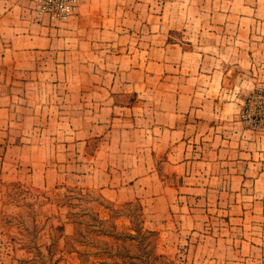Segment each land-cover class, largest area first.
Listing matches in <instances>:
<instances>
[{
  "label": "rangeland",
  "instance_id": "1",
  "mask_svg": "<svg viewBox=\"0 0 264 264\" xmlns=\"http://www.w3.org/2000/svg\"><path fill=\"white\" fill-rule=\"evenodd\" d=\"M95 2L80 20L77 14L52 24L21 0L20 39L29 37V23H38L34 34L51 39V52L39 53L36 64L0 57V87L19 90L0 100L9 109L0 112V264H264V65L255 66L261 74L254 85L229 87L235 116L226 125L213 121L217 132L199 128L210 143L182 142L174 169L171 145L127 142L139 120L121 116H129L131 104L139 115L144 101L164 109L165 92L176 98L194 73L215 69L231 80L254 67L168 61L161 72L151 58L155 47L177 42L189 50L196 36L186 20L192 16L176 17L187 25L173 28L170 13L189 11L194 2ZM240 4L211 2L224 12ZM245 4L264 9V0ZM214 18L237 23L236 16ZM1 33V39L12 35ZM208 34L211 44L221 33ZM183 112L181 120L188 118ZM191 127L184 132L197 130ZM221 132L225 143H215L213 134ZM140 147L144 166L134 159ZM145 172L154 178L141 180ZM129 200L141 203L139 233Z\"/></svg>",
  "mask_w": 264,
  "mask_h": 264
},
{
  "label": "crops",
  "instance_id": "2",
  "mask_svg": "<svg viewBox=\"0 0 264 264\" xmlns=\"http://www.w3.org/2000/svg\"><path fill=\"white\" fill-rule=\"evenodd\" d=\"M191 1L194 3L191 5L189 11L185 12L184 10L182 11L179 9V11H175L174 9L170 14H172L175 21L173 28H179L180 26L184 27L187 25L185 24L187 23L185 21L189 20V30L192 35L196 34L195 39L191 37L192 40L190 41L189 50L183 49L180 43L177 42L171 43L172 45L161 44L156 46L151 58L153 62L158 65L159 71L165 73L167 70V66L165 65L168 61H178L180 63L191 61V64L194 62L211 65L216 63H221L222 65L236 63L238 65H253L252 67L254 68L248 70L249 74L238 71L231 80L227 76V72H220V75L218 76L216 73L218 71L215 72V69H213V71L208 70V72L205 70L204 73H202V71L197 74L194 73V75L189 76V82L185 80L183 84L181 83V88L179 87L180 92L176 95V98H172V95L169 92H165V97L169 94L168 100L165 101L169 106L168 104H164V109H162V105L154 108L144 101L141 105H137V108L140 109L138 112L139 115L133 116L135 105H130L131 109L129 111V116H121V118H124L125 120H134L133 118L135 117L139 120L138 125L140 126L131 123V125H133V128L131 129L132 134L127 138V142L134 143L135 145L143 144L145 146H149L151 143H157V145H171L169 154L177 161H182L183 159V151L181 148L182 142L187 143L189 140H193L196 144V141L199 140L204 144L210 143L205 140L207 136H202L203 132L198 131L200 127L212 126L211 128L214 129L213 121L219 123L224 122L225 125L228 124L227 119L235 116L237 106V102L231 99L230 94L227 93L229 87H237L244 90L245 87L254 85V82L259 79V77H255V75L261 74L256 70L257 68L255 66L264 65V19H261L262 16L264 18V9L260 8L259 4H257V6L249 7L245 4V0H238L241 3V9L232 8L228 12H224L222 9H215L214 6L211 5L213 0ZM30 2V6L34 9V0H30ZM20 3L21 0H0V35L2 34L1 32L6 29H9L12 33L10 36L8 35L2 39L0 38L1 40H4L2 41L3 43L0 42V57L3 58V63L12 62L13 65L22 62L36 64L39 63V60L37 59L40 57L39 53H45L48 55L50 50L47 48L50 49L51 39L49 40L47 37L45 41H39L37 39V35L34 33L38 30V23H29L31 31L29 37H26L24 40L20 39L22 25ZM95 3V0H88V2L84 4L82 11H80V6L78 11L67 19H71L78 14V19L80 20L83 15L82 12H92L94 5H96ZM5 5L7 7H4ZM184 13L189 17L192 16V18H187L186 20H179V18H176L181 17ZM230 15L237 17V23L228 22L223 24L215 22L216 19L214 16L217 18L226 16L228 18ZM199 17L203 18L199 19ZM6 22H9V24ZM43 27L48 28V26ZM50 29H53V27ZM63 31L65 32L66 29H63ZM217 32L222 35L218 34L219 36L215 38V43L210 44V38L207 37V33H212L214 35ZM39 46L45 47V50ZM65 53L68 54V50H66ZM146 62H148V54L146 56ZM243 68L245 71V67ZM250 74L254 75L252 76ZM0 78H3V76H0ZM176 91L177 89L175 92ZM13 92V89L0 87V100H3L5 97L19 94V90L18 93ZM181 94H189V98L181 97ZM160 98H162L161 95ZM185 109L188 110V118L184 116L183 120H181ZM8 110L9 109L6 106L0 105V112H7ZM151 110L156 112V114L154 115L155 117H152L151 120H149V113ZM185 120L188 121L187 124ZM188 126H192L191 128L194 126L197 130L192 131L190 129V134L184 132L185 129H188ZM233 128H235V126ZM214 130L217 132L218 129ZM236 130V133L234 132L235 130L232 131L237 136V140L239 138L237 144L238 147H240V129L237 128ZM148 133L154 135H151L150 137V134ZM225 135L226 134H222V132L213 134L214 142L224 144L226 139L223 138V141H220V138ZM210 138L212 137L210 136ZM118 142L119 140H117V143ZM149 148L151 147H146V149ZM220 149L222 150L223 148ZM139 150H136L134 159L136 157L138 158V166H144L147 161L145 158L146 156L144 155L146 151L142 147H140ZM149 152H151L150 149ZM179 161L173 164L174 169H179L177 167L180 164ZM152 178H154V174L152 172H147L142 176L141 180L148 181V179L151 180Z\"/></svg>",
  "mask_w": 264,
  "mask_h": 264
},
{
  "label": "built area",
  "instance_id": "3",
  "mask_svg": "<svg viewBox=\"0 0 264 264\" xmlns=\"http://www.w3.org/2000/svg\"><path fill=\"white\" fill-rule=\"evenodd\" d=\"M84 1L85 0H34V10L38 15L45 16L51 23H57L66 20L69 16L74 14L78 6ZM262 106H264V104H262ZM257 111L259 112V110ZM259 115L260 114H255L256 118H258Z\"/></svg>",
  "mask_w": 264,
  "mask_h": 264
},
{
  "label": "trees",
  "instance_id": "4",
  "mask_svg": "<svg viewBox=\"0 0 264 264\" xmlns=\"http://www.w3.org/2000/svg\"><path fill=\"white\" fill-rule=\"evenodd\" d=\"M136 201V202H135ZM132 202H134V204H135V208L138 210L137 212H138V219H137V224L135 225V228H134V230L137 232V233H139V231H140V229L142 228V226H143V217H142V208H141V203L139 202V201H137V200H129V201H127L126 202V204L127 205H130ZM145 231H146V229H145ZM132 238L133 237H137V234H132V236H131ZM139 239H141V237L139 238ZM134 256H137V255H134ZM140 257V256H139Z\"/></svg>",
  "mask_w": 264,
  "mask_h": 264
}]
</instances>
